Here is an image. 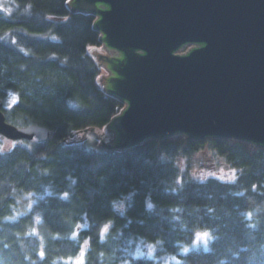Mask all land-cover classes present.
<instances>
[{
  "label": "trees",
  "instance_id": "16d2710c",
  "mask_svg": "<svg viewBox=\"0 0 264 264\" xmlns=\"http://www.w3.org/2000/svg\"><path fill=\"white\" fill-rule=\"evenodd\" d=\"M4 3L14 6L11 15L3 11ZM71 5L72 0H0L3 112L14 126L38 125L51 133L45 143L28 142L31 150L15 146L11 152H0V180L25 188L35 186L39 191L40 182L52 183L59 191L69 173L78 177L79 198L69 203L51 197L39 208L53 232L67 233L76 223H87L76 241L58 239L50 241V246L60 248L59 254L74 255L88 240L89 264H101L99 252L111 251L98 238L99 228L109 219L115 222L111 232L120 228L124 233L114 243L128 247L131 238L130 246L135 248L141 239L149 243L160 240V254L176 255L179 264H264L263 146L221 138L192 140L180 134L110 152L101 149L93 138H71L88 129L105 130L125 107L123 100L98 82L100 68L89 52L90 48L103 46L97 17L73 13ZM12 93H19V100L13 102ZM70 99L79 101L80 107L70 108ZM89 143L98 150H86ZM204 150L222 166L216 165L218 174L201 182L189 169L182 168L183 163L190 166L191 159ZM38 166L51 169V175L38 176ZM223 167L230 174L236 170L235 182L220 179ZM133 190L136 195L127 212L132 223L123 228L127 220L114 213L109 202ZM148 197L157 206L155 213L146 211ZM173 208L182 211L173 213ZM249 212L253 213L251 217ZM173 216L180 219L174 220ZM30 219L0 225V237L7 236L17 253L12 233L22 230ZM205 229L215 236L210 251L193 247L196 233ZM184 246L189 247L186 254L180 251ZM3 255L7 260L20 259L12 249Z\"/></svg>",
  "mask_w": 264,
  "mask_h": 264
},
{
  "label": "water",
  "instance_id": "95a60500",
  "mask_svg": "<svg viewBox=\"0 0 264 264\" xmlns=\"http://www.w3.org/2000/svg\"><path fill=\"white\" fill-rule=\"evenodd\" d=\"M71 11L97 17L113 52L103 86L125 103L103 133L71 138L110 152L180 134L264 147V0H72ZM3 107L0 138L49 140L45 127L8 123Z\"/></svg>",
  "mask_w": 264,
  "mask_h": 264
},
{
  "label": "clouds",
  "instance_id": "9594fccd",
  "mask_svg": "<svg viewBox=\"0 0 264 264\" xmlns=\"http://www.w3.org/2000/svg\"><path fill=\"white\" fill-rule=\"evenodd\" d=\"M14 6H10L8 3L2 5L3 11L7 15H11ZM31 7L30 5L28 6ZM64 19H68L65 17ZM7 33H5V36ZM57 36H52V39H58ZM91 51V49H89ZM13 100H19V93H12ZM68 105L72 109L80 107V103L77 100H69ZM103 133L104 129H98ZM92 137H89V141ZM15 148V144L4 142L3 147H0V152H11ZM28 148L31 150L32 145L29 144ZM88 151L98 150L92 143L87 145ZM45 154H41L43 158ZM27 167V166H26ZM31 171V169H28ZM242 171V169H241ZM36 173L40 177H47L51 175V169L40 168L36 169ZM201 182H204L209 176H215L214 172H203L200 174L193 173ZM220 179H225L224 175H220ZM227 179L235 182L237 180L236 170L233 169L232 173L227 176ZM66 185L63 189L56 191L52 183H39V191L37 187L25 188L18 186L16 183L9 182L8 180H0V225L7 223H15L21 221L25 217H30V222L25 223L22 230L14 231L12 235L15 237V244L18 247V253L16 249H13L12 243H9L7 236L0 237V242L3 243V247L0 248V264H44L45 260H48V264H89L87 252L90 250V243L85 240L78 252L73 254H59L60 248H53L50 246V241L55 240H70L76 241L79 236V230L87 228V223H76L72 230L67 233L53 232L46 224L44 211L39 208L42 202H46L47 198L55 197L62 201L71 203L74 198H79V178L69 173L66 177ZM102 185V182H101ZM89 191H99L96 188H89ZM167 191V189H166ZM176 191V189H172ZM136 191H130L126 194H121L119 197L110 200V206L114 213L121 218H125L127 222L123 225V228H127L131 225L132 220L127 218L128 209L132 206ZM10 201V202H8ZM7 202V203H6ZM156 204L152 202L151 198H146L145 208L150 214L156 212ZM173 213L180 212L182 209L173 208ZM84 215H87L86 213ZM248 217H251L253 213H247ZM174 220H179V216H173ZM114 220L109 219L98 230V238L100 244H108L111 248L110 252L101 251L98 254V258L101 260V264H136L137 261L155 262L157 259H162L164 264H168L171 260L179 264L176 255L168 257L158 258L156 253L160 248L162 241L157 240L155 243H149L144 240H140L135 248L130 245L133 243L132 239H128V247H123L119 241L124 235L122 229L117 228L115 232H111L110 229L114 226ZM142 223V222H141ZM196 239L203 245L204 251H210V243L215 239L211 230L205 229L203 232L196 233ZM8 249L13 250V255H18L20 259L7 260L4 258V252ZM182 253L189 251L188 246H184L180 249ZM55 253V254H54ZM223 264V261L221 262Z\"/></svg>",
  "mask_w": 264,
  "mask_h": 264
},
{
  "label": "rangeland",
  "instance_id": "374dc122",
  "mask_svg": "<svg viewBox=\"0 0 264 264\" xmlns=\"http://www.w3.org/2000/svg\"><path fill=\"white\" fill-rule=\"evenodd\" d=\"M90 49H91V51H89L90 54L96 59L98 65H99V68H100L101 74L99 76L98 82L102 87L103 84H105V79L110 76L109 69H107V66L103 60L104 59L103 56H110L111 54H113V52L109 53L108 50L103 46L93 47ZM187 50L188 49H186V51ZM1 141H2V147H3L5 141H8L9 143H13V144H15V146H28L29 145V143L25 142V141H10L8 139H1ZM33 142H35V141H33ZM220 164H221V161L217 160L216 158H214L213 156H211L209 153H207L204 150V152L194 156L191 159L190 166H189V164L186 165L183 163L182 170L189 169L190 174L195 178H197V177L194 176L193 173L200 174L203 172H214L217 175L220 170H217L216 165L219 166ZM220 166H222V165H220ZM222 175L225 176V179L227 178L228 175H230L228 168L223 167ZM193 247L194 248H203V245L200 241L195 239V243H194ZM156 255L158 258L168 257V255L160 254L159 249H158ZM157 261H158V264H164V261L162 259H157ZM168 264H176V262L169 260Z\"/></svg>",
  "mask_w": 264,
  "mask_h": 264
},
{
  "label": "snow or ice",
  "instance_id": "6c2138e0",
  "mask_svg": "<svg viewBox=\"0 0 264 264\" xmlns=\"http://www.w3.org/2000/svg\"><path fill=\"white\" fill-rule=\"evenodd\" d=\"M13 102H15V100H13Z\"/></svg>",
  "mask_w": 264,
  "mask_h": 264
},
{
  "label": "flooded vegetation",
  "instance_id": "af4514ba",
  "mask_svg": "<svg viewBox=\"0 0 264 264\" xmlns=\"http://www.w3.org/2000/svg\"><path fill=\"white\" fill-rule=\"evenodd\" d=\"M117 56V55H116Z\"/></svg>",
  "mask_w": 264,
  "mask_h": 264
}]
</instances>
